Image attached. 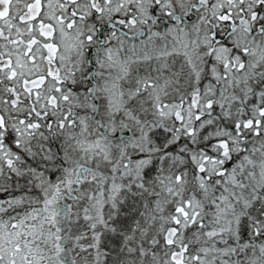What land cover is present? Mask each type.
Returning a JSON list of instances; mask_svg holds the SVG:
<instances>
[{
  "label": "snow or ice",
  "instance_id": "snow-or-ice-1",
  "mask_svg": "<svg viewBox=\"0 0 264 264\" xmlns=\"http://www.w3.org/2000/svg\"><path fill=\"white\" fill-rule=\"evenodd\" d=\"M0 264H264V0H0Z\"/></svg>",
  "mask_w": 264,
  "mask_h": 264
}]
</instances>
